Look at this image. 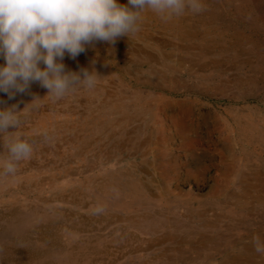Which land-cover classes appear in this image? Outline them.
I'll list each match as a JSON object with an SVG mask.
<instances>
[{"label": "rangeland", "instance_id": "rangeland-1", "mask_svg": "<svg viewBox=\"0 0 264 264\" xmlns=\"http://www.w3.org/2000/svg\"><path fill=\"white\" fill-rule=\"evenodd\" d=\"M203 2L169 22L146 11L135 34L88 46L76 65L99 75L93 89L0 92V108L43 98L17 130L31 157L0 177V264H136L117 242L159 210L156 223L212 236L198 264H264L252 244L264 241V0Z\"/></svg>", "mask_w": 264, "mask_h": 264}, {"label": "clouds", "instance_id": "clouds-1", "mask_svg": "<svg viewBox=\"0 0 264 264\" xmlns=\"http://www.w3.org/2000/svg\"><path fill=\"white\" fill-rule=\"evenodd\" d=\"M205 10L203 0H127L126 4L120 0H0V58L4 60L0 92L13 99L38 83L48 90L45 97L60 100L78 87L93 89L99 77L96 71L67 70L66 54L75 59L96 42L112 45L120 37L135 34L146 11L169 22ZM42 99L34 96L22 110L16 104L0 108V177L14 176L18 163L31 157L32 144L17 130L25 110L39 108ZM42 136L45 142L52 139L47 130ZM252 244L256 253L264 255L259 236L253 237Z\"/></svg>", "mask_w": 264, "mask_h": 264}, {"label": "crops", "instance_id": "crops-1", "mask_svg": "<svg viewBox=\"0 0 264 264\" xmlns=\"http://www.w3.org/2000/svg\"><path fill=\"white\" fill-rule=\"evenodd\" d=\"M93 45L90 47L92 48ZM88 50V49H87ZM90 50V48H89ZM70 58L67 54L64 57L63 63L66 65L67 70H71L74 72H78L76 60ZM43 66V65H42ZM38 84V83H33ZM158 209V208H157ZM158 211V210H157ZM158 214H161V210L157 212L156 219L154 221V224L151 225H145L143 224V227L145 230H147L148 233H151V235H143L147 232H141L139 234H133L134 239L133 240H126L122 239L120 240L121 246H127L126 244H129L132 246L129 251H133V256L128 257L129 262L133 261L136 264H198L200 259H197L199 253L200 255H205V258L212 257V253L205 252L204 244L206 240H212L211 235H205V233L196 231V233H193V230L191 231L189 228V222H180L179 223H165L162 225V223H156L158 219ZM137 216L139 218H151L153 217V214L149 213H143L140 215L137 213ZM127 219H130L134 223H138L135 218H133L131 215L126 217ZM156 223V224H155ZM212 225L211 223H209ZM178 226L182 227L180 230H178ZM186 227V228H183ZM213 227V225H212ZM214 228V227H213ZM216 235L213 236L215 239V242L218 244L216 245L217 250L221 249L222 242H221V227L217 229ZM188 232V233H187ZM198 234V235H197ZM200 235V237H199ZM200 245V246H199ZM143 250H147L144 252ZM137 252H142L143 254H148L146 257L138 258L136 257ZM140 253V254H142ZM209 255V256H208ZM227 259V261H226ZM223 260L221 259L220 263L226 262V264H231V261L229 263V259H234L233 256H230L229 258H226ZM218 261H215L213 259H209V262L207 264H220ZM129 264V263H124Z\"/></svg>", "mask_w": 264, "mask_h": 264}, {"label": "bare ground", "instance_id": "bare-ground-1", "mask_svg": "<svg viewBox=\"0 0 264 264\" xmlns=\"http://www.w3.org/2000/svg\"><path fill=\"white\" fill-rule=\"evenodd\" d=\"M33 233V232H32ZM43 238H44V236H43ZM44 240V239H43ZM7 262V261H6Z\"/></svg>", "mask_w": 264, "mask_h": 264}]
</instances>
